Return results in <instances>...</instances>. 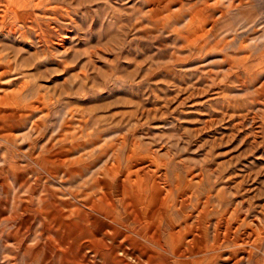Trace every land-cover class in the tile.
Segmentation results:
<instances>
[{
    "label": "rangeland",
    "instance_id": "1",
    "mask_svg": "<svg viewBox=\"0 0 264 264\" xmlns=\"http://www.w3.org/2000/svg\"><path fill=\"white\" fill-rule=\"evenodd\" d=\"M0 264H264V0H0Z\"/></svg>",
    "mask_w": 264,
    "mask_h": 264
},
{
    "label": "bare ground",
    "instance_id": "2",
    "mask_svg": "<svg viewBox=\"0 0 264 264\" xmlns=\"http://www.w3.org/2000/svg\"><path fill=\"white\" fill-rule=\"evenodd\" d=\"M136 158V157H135ZM145 164V163H144ZM107 166V165H106ZM136 168V167H135ZM148 168V167H147ZM146 168V169H147ZM104 171L106 172V177L104 176V178H105V181H108L110 178H112V177H114L115 176V171H116V168L115 167H113V166H107V167H105V169H104ZM122 171V170H121ZM125 173V172H124ZM126 174V173H125ZM160 174H161V172H160ZM66 176V175H65ZM127 176V175H126ZM143 176V175H142ZM121 177V176H120ZM144 178V177H143ZM163 179V178H162ZM123 180H124V178H123ZM123 180H120L119 181V185L121 186L122 184H123ZM145 183H146V181H145ZM166 183V182H165ZM164 183V184H165ZM108 185V184H107ZM110 188H111V186L109 185V187L106 189L108 192L107 193H105V197L104 198H102V201H104V202H108V204L109 205H112V199H108V197H110ZM147 188V187H146ZM168 189V188H167ZM118 191V190H117ZM115 192V191H114ZM120 193V192H119ZM118 193V194H119ZM117 194V193H116ZM115 195V194H114ZM128 200V199H127ZM189 200V199H188ZM129 201V200H128ZM180 202V201H179ZM189 202V201H188ZM118 203V202H117ZM187 203V202H186ZM176 205V204H175ZM120 207V206H119ZM121 211V210H120ZM126 212V211H125ZM135 214V213H134ZM177 215V214H176ZM135 218H134V220H136L137 222L139 221V219H138V217L137 216H134ZM190 217V216H189ZM171 218V217H170ZM117 219V218H116ZM116 219H114L115 221H116ZM198 221V220H197ZM176 222V221H175ZM198 224V223H197ZM199 225V224H198ZM197 228V227H196ZM192 232V231H191ZM196 232V231H195ZM197 233V232H196ZM194 236V235H193ZM194 238V237H193ZM195 239V238H194ZM200 239V238H199ZM104 244H105V242H104ZM108 245V244H107ZM108 247V246H107ZM198 248V247H197ZM199 250V249H198ZM196 251V250H195ZM144 255V254H143ZM129 256H130V254H129ZM132 256V255H131ZM133 258L132 259H135L134 258V256H132ZM151 257H149L145 262H142V263H150V261H151ZM139 260H140V258H139ZM139 262H141V261H139Z\"/></svg>",
    "mask_w": 264,
    "mask_h": 264
}]
</instances>
